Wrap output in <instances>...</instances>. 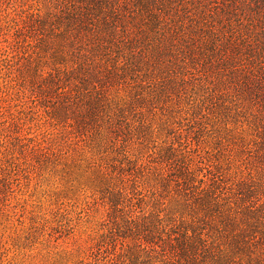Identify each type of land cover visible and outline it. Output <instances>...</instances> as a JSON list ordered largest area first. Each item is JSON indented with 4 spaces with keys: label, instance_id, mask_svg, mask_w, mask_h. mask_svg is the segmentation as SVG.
I'll list each match as a JSON object with an SVG mask.
<instances>
[{
    "label": "trees",
    "instance_id": "obj_1",
    "mask_svg": "<svg viewBox=\"0 0 264 264\" xmlns=\"http://www.w3.org/2000/svg\"><path fill=\"white\" fill-rule=\"evenodd\" d=\"M51 160L73 264H264V0H0V183Z\"/></svg>",
    "mask_w": 264,
    "mask_h": 264
},
{
    "label": "rangeland",
    "instance_id": "obj_2",
    "mask_svg": "<svg viewBox=\"0 0 264 264\" xmlns=\"http://www.w3.org/2000/svg\"><path fill=\"white\" fill-rule=\"evenodd\" d=\"M0 183V264H73L85 194L55 162Z\"/></svg>",
    "mask_w": 264,
    "mask_h": 264
}]
</instances>
